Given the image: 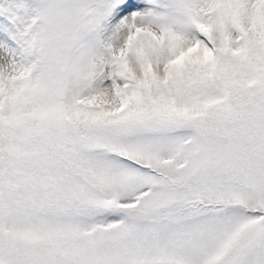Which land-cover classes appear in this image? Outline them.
Segmentation results:
<instances>
[{"label": "snow or ice", "instance_id": "obj_1", "mask_svg": "<svg viewBox=\"0 0 264 264\" xmlns=\"http://www.w3.org/2000/svg\"><path fill=\"white\" fill-rule=\"evenodd\" d=\"M0 264H264V0H0Z\"/></svg>", "mask_w": 264, "mask_h": 264}]
</instances>
